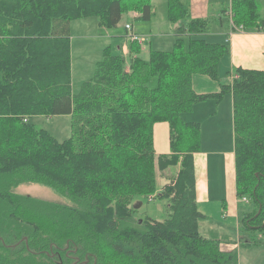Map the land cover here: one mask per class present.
<instances>
[{
    "label": "trees",
    "instance_id": "trees-1",
    "mask_svg": "<svg viewBox=\"0 0 264 264\" xmlns=\"http://www.w3.org/2000/svg\"><path fill=\"white\" fill-rule=\"evenodd\" d=\"M167 7L170 51L146 60L130 40L127 62L106 49L74 94L72 21L94 16L116 28L129 12L151 21V0H0V264H238V250L222 247L228 237L199 231L194 153L202 131L183 117L227 93L237 196L253 203L241 222L250 236L264 232V70L239 67L219 92H195V74L220 81L229 46L206 40L215 19L192 17L188 0ZM256 7L233 0L229 20L263 31ZM40 115H71V136L60 141L38 128ZM157 122L169 123V154L155 151ZM171 166L178 171L157 187ZM24 183L49 186L69 203L15 193ZM150 197L168 200L164 220L134 217L138 200ZM239 243L258 241L240 231Z\"/></svg>",
    "mask_w": 264,
    "mask_h": 264
},
{
    "label": "crops",
    "instance_id": "crops-1",
    "mask_svg": "<svg viewBox=\"0 0 264 264\" xmlns=\"http://www.w3.org/2000/svg\"><path fill=\"white\" fill-rule=\"evenodd\" d=\"M188 2L192 17L215 19V23L212 26H219L223 30L221 31L220 29V31L214 32L211 26L206 36V40L209 42L228 43L229 52L220 61V65L223 63L225 68L223 72L226 70L227 73L226 81L223 83L231 84L234 73L239 67L264 70V30L258 31L255 29H243L241 26L235 27L234 23L229 20V12L232 9L233 0H188ZM254 2L260 17H264V0H254ZM133 15L134 17L137 16L136 13ZM225 19H228L227 22ZM126 31L129 34L131 33L127 29ZM132 32H136L134 26L132 27ZM129 34L125 42L118 47L122 50V54L125 57L129 55ZM219 75H221V71ZM220 82L222 81L214 80L213 82V79L211 80L209 76H201V74H195L192 78L193 89L197 93L219 92L221 89ZM223 97L221 100L224 99ZM221 100L208 99L197 103L183 117L186 121H200L202 131L200 149L194 153L197 207L204 214V218L199 220V231L201 234L214 235L215 233L220 237H228L235 240V244L226 243L227 245L223 244L222 247L224 250H238L241 247L239 243V223L241 222L242 210L239 208L241 199L238 198L236 190L235 147L234 145L232 148L221 147L222 139L219 137L215 138V136L212 137L216 133L215 128L219 121L217 115L221 111ZM216 103L218 107H216ZM205 105H208V110L206 109L207 115L203 118L196 116L198 110L204 109ZM205 126H208L207 128H210L211 131V139L209 140H206L205 137ZM154 147L158 155L171 152L170 126L168 122L155 123ZM211 211H213L214 215ZM207 219H210V221ZM222 220L236 223L238 239L229 237L230 235L226 230L216 227L217 225L227 224L222 222Z\"/></svg>",
    "mask_w": 264,
    "mask_h": 264
},
{
    "label": "rangeland",
    "instance_id": "rangeland-1",
    "mask_svg": "<svg viewBox=\"0 0 264 264\" xmlns=\"http://www.w3.org/2000/svg\"><path fill=\"white\" fill-rule=\"evenodd\" d=\"M151 3L155 9V15L152 17L151 21L135 20L133 15L135 12L125 13L116 28L101 26L99 24V20L94 16L79 18L72 21L70 40L72 60V92L74 94L79 92L84 81L93 76L96 65L103 58V53L106 49H110V51L114 54L123 55L122 50L118 47L121 46V44L124 43L125 39L128 37L129 33L126 31V24H133L134 30L136 31L135 33L146 36L147 40L141 45V56L144 59H149L151 51H170L173 48L175 40L171 35L172 26L167 17V0H151ZM227 20L228 19H225L226 22ZM220 29L221 27L219 26H212V30L214 32L217 30L220 31ZM221 31L223 30L221 29ZM128 44L130 46V41ZM126 61L129 62V56L126 57ZM224 69V65L221 63V65H219L218 77L222 82H225L227 77L226 70L223 72ZM220 71L221 75H219ZM202 75L203 74H201V76ZM223 98L224 99L221 100V111L217 115L219 121L217 127L215 128L216 133H214L212 137L215 136V138L219 137L222 139L221 147L232 148L234 145L232 117L233 100L231 94H225ZM205 106L206 107L204 109L198 110L196 116L203 118L207 115L208 105ZM216 107H218L217 103ZM34 122L38 128L48 130L60 141L68 139L71 136V115H58L50 118H47L44 115L36 116L34 118ZM206 128L204 133L206 140H209L211 139V131L210 128ZM177 171L178 166H171L164 172H159L157 187L161 188L163 184L167 182V179L173 176ZM14 192L22 195H30L33 198L53 203H69V199L63 197L51 187L43 184L24 183L15 188ZM155 193L156 191L153 195H155ZM150 198H142L138 200L139 202H142V205L139 208L134 209V217L137 219L140 218L141 220L149 218L158 221L164 220L168 215V200L166 198ZM239 203V208L242 212L250 211L253 208V203H246L243 199H241ZM211 213L213 214V211H211ZM207 220L210 221V219ZM222 222L227 224L217 225L216 227L226 230V232L230 235L229 237L238 239V227L236 223L224 220H222ZM239 226L240 231H243L248 238L254 237L258 241L257 244L243 243L241 247L238 248L239 264H264V232H255L250 236L246 232L245 224L240 222ZM201 235L206 237L211 235L212 237V234ZM233 241L235 242V240L229 238L228 244L233 243Z\"/></svg>",
    "mask_w": 264,
    "mask_h": 264
},
{
    "label": "built area",
    "instance_id": "built-area-1",
    "mask_svg": "<svg viewBox=\"0 0 264 264\" xmlns=\"http://www.w3.org/2000/svg\"><path fill=\"white\" fill-rule=\"evenodd\" d=\"M126 29L131 32L129 35L130 40L137 41L139 44H143L147 40L145 35H139V34L133 33L131 24H127ZM244 201L248 202L247 199H244Z\"/></svg>",
    "mask_w": 264,
    "mask_h": 264
},
{
    "label": "water",
    "instance_id": "water-1",
    "mask_svg": "<svg viewBox=\"0 0 264 264\" xmlns=\"http://www.w3.org/2000/svg\"><path fill=\"white\" fill-rule=\"evenodd\" d=\"M142 205V202L140 201L137 205H135V209L139 208Z\"/></svg>",
    "mask_w": 264,
    "mask_h": 264
}]
</instances>
